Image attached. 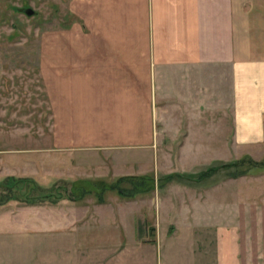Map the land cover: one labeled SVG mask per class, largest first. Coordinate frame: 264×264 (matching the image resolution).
I'll return each instance as SVG.
<instances>
[{"label": "crops", "instance_id": "crops-1", "mask_svg": "<svg viewBox=\"0 0 264 264\" xmlns=\"http://www.w3.org/2000/svg\"><path fill=\"white\" fill-rule=\"evenodd\" d=\"M72 12L83 25L77 21L39 47L60 163L74 157L106 173L113 168L116 176L151 174L135 156L160 143L168 112L169 146L183 134L182 154L169 153V191L183 179L177 174H193L192 163L206 161L207 147L224 144L254 157L264 143V0H75ZM215 174L197 181L195 201L165 194L164 233L187 244L169 264H264V201L244 200L248 189L238 188L253 177L201 185ZM225 187L228 202L221 200ZM139 199L68 204L85 213L60 220L63 226L85 231L110 209L123 231L114 248L105 239L93 252L62 253L55 264H158L155 251L144 250L151 238L137 236L134 227L136 218L149 233L158 226L149 225L146 213L157 197ZM91 208L97 213L89 215ZM69 237L76 243L77 233Z\"/></svg>", "mask_w": 264, "mask_h": 264}, {"label": "rangeland", "instance_id": "rangeland-1", "mask_svg": "<svg viewBox=\"0 0 264 264\" xmlns=\"http://www.w3.org/2000/svg\"><path fill=\"white\" fill-rule=\"evenodd\" d=\"M74 1L0 0V184L5 185L7 178L12 177L9 181L11 189L0 186V264H55L56 261L59 262L57 257L62 253L74 250L93 252L98 247L106 245V240L107 246L114 248L118 245L117 237L123 231L118 221L113 218L117 212L113 213L110 209L107 215L102 216L104 219L99 215L93 219V227L85 231L70 227L69 222L65 223L67 226H63V222L60 221L68 220L69 216L81 217L85 213L84 208L70 211L68 204L101 203L94 192L84 195L79 200L70 199L64 194L65 187L67 186L69 190L72 186L70 182L89 179L111 183L122 177L113 173L111 164L109 166L112 169L106 173L104 172L106 168L100 169L101 165L96 168L92 167L93 163L79 165L78 159L74 157L73 163L66 160L63 164L54 156L52 110L39 72V47L43 42H53L57 32L69 28L75 22L80 21L83 25L72 12ZM27 9H32V13H28ZM166 118L168 122L164 124L162 135L159 137L160 143L156 142L155 146L135 156L143 158V163L147 162L145 171L155 178V188L134 198H142L139 200L145 202L144 198L149 200L157 197L149 200L150 212L146 213L150 215L149 225L158 223L162 235L158 233L156 242L157 237L153 231H157L158 226H151L152 232L149 233L143 221L139 222L138 218L134 224L135 234L142 239L151 238L149 244L153 245L144 250L155 251L158 264H169L170 259L177 257L179 252L184 249L187 251L185 248L187 244L169 240L164 233L169 231L164 209L168 204L165 194L172 192L174 201L178 202L195 201L200 189V183L197 182L200 179V172L210 166L247 155L242 154V148L236 150L233 146L224 144L219 148L207 147L204 159L206 161L192 163L188 172L193 174L190 177L187 174L189 178H177L178 187L169 191L167 187L169 180L164 179L166 171L169 170V153L173 152L174 156L182 154L183 148L179 144L183 134L178 133L179 144L169 146V112ZM226 138H232V131L227 132ZM210 150L211 152L215 150V160L212 157L209 159ZM253 151L252 158L264 161V143L256 146ZM250 167V162H246L240 168L223 167L201 185H209L214 181L224 183L235 173L245 171L244 175L250 174L253 178L250 177L252 181L247 185L239 181L238 188L248 189L244 194V200L250 196L254 201H264V168ZM158 171L159 174L156 175ZM122 185L130 186L127 179ZM56 186H62L60 192H57ZM84 186L87 187V184L84 183ZM229 191V187L223 189L222 201L231 200ZM55 192L60 198H53ZM26 194L31 198L47 195L51 197L30 204L25 200ZM117 194L116 190L108 189L104 197L107 200L110 196H118ZM120 198L125 199L121 196ZM92 208L88 210L89 215L97 213V210ZM70 233H77L76 243L74 238L70 240Z\"/></svg>", "mask_w": 264, "mask_h": 264}, {"label": "trees", "instance_id": "trees-1", "mask_svg": "<svg viewBox=\"0 0 264 264\" xmlns=\"http://www.w3.org/2000/svg\"><path fill=\"white\" fill-rule=\"evenodd\" d=\"M246 162H250L251 167H262V168H264V161H258V160H255L254 158H252L250 155H245V156L238 158V159H235L233 161L224 162L220 165L210 166L206 170L200 172L199 178H202L206 175L217 172L218 170H220L223 167L240 168ZM244 174H246L245 171H240V172L235 173L232 177H238V176H241ZM177 175L180 177H183V178L188 177V176H186L187 174H177ZM188 175L190 177V175H192V174H188ZM173 176H174V174H167L164 177V179L169 180ZM11 178L12 177H8L6 180V183H4L5 185L0 184V186L1 187L4 186L5 188L11 189L12 186L9 184V181L11 180ZM126 179L128 180L130 186H123L122 185V182ZM81 180L82 181L76 180V181L70 182V184L72 186L69 188V190L66 186L64 194H66L72 200H77V199L79 200L84 195L94 192L98 196V198H97L98 201L104 202L106 200L104 197V193L108 189L116 190L119 196H121L123 198L130 199V198H134L136 195H138L140 193H148L155 188V178L153 176H150L149 174L140 175V176L126 175V176L119 177L116 181L111 182V183H105L102 181H98V182L96 181L95 182V181H91L89 179H81ZM25 181L27 182L28 179H26ZM84 183L87 184V187L84 186ZM61 188H62V186H58L57 192H60L59 189H61ZM57 192H55V194H53V196H55L53 198H56V199L60 198V196H57ZM26 196H27V194H26ZM46 197L47 198L51 197V195L37 196V197H33V198L27 196L25 198V200L27 201V203L32 204V203H35L38 201H43ZM53 202H55V200Z\"/></svg>", "mask_w": 264, "mask_h": 264}, {"label": "water", "instance_id": "water-1", "mask_svg": "<svg viewBox=\"0 0 264 264\" xmlns=\"http://www.w3.org/2000/svg\"><path fill=\"white\" fill-rule=\"evenodd\" d=\"M27 12L28 13H32V9H27Z\"/></svg>", "mask_w": 264, "mask_h": 264}]
</instances>
